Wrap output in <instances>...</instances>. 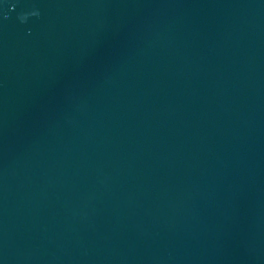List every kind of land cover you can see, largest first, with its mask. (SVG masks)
<instances>
[{"label":"water","instance_id":"water-1","mask_svg":"<svg viewBox=\"0 0 264 264\" xmlns=\"http://www.w3.org/2000/svg\"><path fill=\"white\" fill-rule=\"evenodd\" d=\"M0 264H264V0H0Z\"/></svg>","mask_w":264,"mask_h":264}]
</instances>
